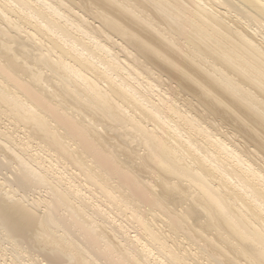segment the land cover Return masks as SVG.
Masks as SVG:
<instances>
[{"label":"bare ground","instance_id":"bare-ground-1","mask_svg":"<svg viewBox=\"0 0 264 264\" xmlns=\"http://www.w3.org/2000/svg\"><path fill=\"white\" fill-rule=\"evenodd\" d=\"M0 264H264V0H0Z\"/></svg>","mask_w":264,"mask_h":264}]
</instances>
